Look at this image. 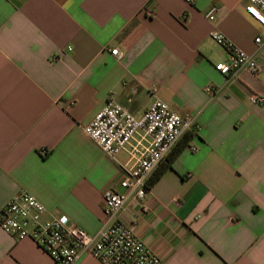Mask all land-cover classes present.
<instances>
[{
	"label": "crops",
	"instance_id": "obj_1",
	"mask_svg": "<svg viewBox=\"0 0 264 264\" xmlns=\"http://www.w3.org/2000/svg\"><path fill=\"white\" fill-rule=\"evenodd\" d=\"M245 3L0 0V210L27 192L46 217L63 214L95 234L104 191L132 162L124 150L108 156L84 127L109 98L137 117L160 99L194 116L195 128L144 198L129 196L114 219L162 264H264V105L249 101L264 96V28ZM213 30L262 70L218 72L228 53ZM0 264L52 262L0 228ZM73 264L102 263L85 253Z\"/></svg>",
	"mask_w": 264,
	"mask_h": 264
},
{
	"label": "built area",
	"instance_id": "obj_2",
	"mask_svg": "<svg viewBox=\"0 0 264 264\" xmlns=\"http://www.w3.org/2000/svg\"><path fill=\"white\" fill-rule=\"evenodd\" d=\"M184 1L191 4L194 0ZM217 10L216 4L210 5L205 18L214 21ZM244 10L264 28V0H246ZM147 14L152 12L147 11ZM181 18L185 19V15ZM209 36L228 53L226 60L214 66L221 74L234 77L240 70H247L255 75L262 70L263 63L256 55L236 47L217 31H211ZM262 42L260 37L254 39L257 47ZM110 54L121 57L117 47L111 49ZM249 101L262 106L264 96L251 94ZM194 128V116L178 114L160 99L154 100L137 117L109 98L84 127V132L111 158L126 151L132 164L123 167L117 185L103 193L105 221L102 227L90 235L70 224L63 214L46 217L45 207L36 197L20 192L7 200L0 210L1 230L17 239H32L50 256L52 264H73L85 253L102 264H162L160 256L135 235L131 226L114 217L129 196L138 200L144 198L152 172L165 161L183 134ZM190 149L194 151L196 147Z\"/></svg>",
	"mask_w": 264,
	"mask_h": 264
},
{
	"label": "trees",
	"instance_id": "obj_3",
	"mask_svg": "<svg viewBox=\"0 0 264 264\" xmlns=\"http://www.w3.org/2000/svg\"><path fill=\"white\" fill-rule=\"evenodd\" d=\"M192 133L190 131L186 132L183 134V136L180 138V140L175 144V146L172 148L171 152L169 155L166 157L165 161L162 162L150 175V177L147 180V187L149 188L157 179L158 177L162 174V172L170 166L172 160L176 157V155L180 152L182 148H184Z\"/></svg>",
	"mask_w": 264,
	"mask_h": 264
}]
</instances>
